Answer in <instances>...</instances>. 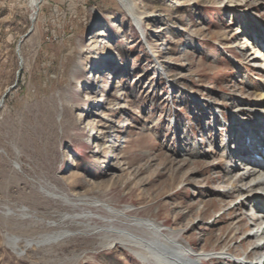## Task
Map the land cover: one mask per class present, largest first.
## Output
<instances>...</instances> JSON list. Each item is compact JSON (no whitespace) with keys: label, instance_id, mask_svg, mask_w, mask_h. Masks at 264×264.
Segmentation results:
<instances>
[{"label":"rangeland","instance_id":"1","mask_svg":"<svg viewBox=\"0 0 264 264\" xmlns=\"http://www.w3.org/2000/svg\"><path fill=\"white\" fill-rule=\"evenodd\" d=\"M131 7L142 31L118 0H43L35 23L29 0H0V101L7 94L0 264H142L114 236L104 248L102 236L76 226L44 231L18 221L25 207L34 224L81 212L107 216L91 206L45 210L31 203L43 190L129 207V216L175 230L196 252L232 246L244 258L254 243L239 244L255 212L235 207L244 194L226 197L230 154L221 146L223 124L233 123L238 107L252 122L250 109L264 105V0H131ZM237 126L238 148L248 137ZM240 156H232L233 175L247 169ZM63 230L80 234L51 257L26 248Z\"/></svg>","mask_w":264,"mask_h":264},{"label":"bare ground","instance_id":"2","mask_svg":"<svg viewBox=\"0 0 264 264\" xmlns=\"http://www.w3.org/2000/svg\"><path fill=\"white\" fill-rule=\"evenodd\" d=\"M29 1L30 7L32 9L31 21L35 23V19L38 16L40 5L42 4L43 0ZM118 1H120L122 6L125 7L129 15L142 31V25L131 7V0ZM101 34V32L96 34V37L101 36ZM96 41L97 39L93 40L91 45L95 44ZM251 55L254 56V53H251L250 56ZM107 103L109 102L107 101ZM2 107L3 102L0 105V108ZM239 108L240 107L236 109V116L233 123L223 124L226 143L222 144L221 148L224 150L225 155L230 154L224 169V172L228 177L226 180L228 183V188H231L230 191H225L227 194L226 197H230L232 194H244L243 197L239 198L240 201L237 202L235 207L238 208L241 205H245L246 211L252 210L255 212V217L252 219L254 224L250 225L252 226V229H250L247 235L242 238V240L240 239L241 241L239 242V244L245 246V241H254V243L250 244V250H247L244 253V258L234 257L232 253L234 247L232 246L225 247L220 253L209 254L205 253L204 251L196 252L193 249L186 247L183 243H180L176 239V236H179L180 234H178L175 230H165L164 226L149 219H140L129 216L128 214L131 212L129 207H126L123 210H115L111 206L102 203L100 204L98 201H89L87 198L77 197L76 199H70L62 194H58L57 191L55 192L54 190L52 192L50 190L39 191L38 198L35 197L36 199L34 198L31 203L36 202L35 204L38 207H42L45 210L60 206L77 210L81 207L91 206L100 208V210H103L107 216H102L93 212H81L79 214H66L55 221H46L44 223L38 221V224H34V215L29 214V210L25 207L21 210V214L19 213L20 215L18 216V221L21 223L25 221L30 222L33 227H35V229L44 231L59 230L62 227L76 226L79 227L83 233L89 235H98L100 237L102 236L101 239L104 242L101 244L104 248L110 247L113 243L109 238L115 237L114 240L117 241L116 243L127 249L142 264H205L213 257H216L218 260L222 261H231L234 264H264V215H262L264 214V105L258 109L255 107L250 109V113L254 115L252 122H247L243 119L241 115L245 114V110L243 108L242 109L244 111L239 110ZM235 123L236 125H239L237 127H242L240 132L244 134V136L246 135L248 137L246 139L243 138V145L241 146L240 144L238 148L234 145V137L238 139L239 133L237 130H233V128H231L235 126ZM253 124L258 125V130L250 135V126ZM229 132L234 133H232V137L228 135ZM255 137H259L257 139L259 140V143L257 145L250 144V146L246 147V140L249 139L250 141H253ZM237 142L238 140L236 143ZM252 152H255L253 156ZM234 154L241 155L238 159L239 165L243 166L245 163H247L246 171L236 173V175H233V173L235 171L237 172L239 169H237L238 164H236V166L234 164L236 162V160L232 158ZM255 157H261L262 160H257ZM23 186L26 187L31 185L26 182ZM235 207H230L227 211L231 212L235 209ZM260 211H263V213H260L261 215L257 213ZM221 215L224 216L225 213H221L220 216ZM241 215H243L244 218L247 217L246 212L243 214L241 213ZM55 217L57 218L58 216H54L53 219ZM14 219L17 221L16 218ZM243 220L245 219L239 220L238 223H241ZM96 223L102 225L98 226ZM235 231L236 234L240 232L238 228ZM78 234H80V232L63 230L61 232L42 237L40 240H31L30 242H27L26 248L30 247L31 245H36V247H39L41 251L46 252V255L44 254L46 257H51L52 255L56 254L55 252L57 250L55 249L59 250L62 248L65 243L64 241L71 239ZM11 247L13 250L17 249L15 241L11 243ZM252 255H255V258L251 259Z\"/></svg>","mask_w":264,"mask_h":264},{"label":"water","instance_id":"3","mask_svg":"<svg viewBox=\"0 0 264 264\" xmlns=\"http://www.w3.org/2000/svg\"><path fill=\"white\" fill-rule=\"evenodd\" d=\"M6 96H7V94L4 95L3 99L0 101V105H1L2 102L4 103V100H5Z\"/></svg>","mask_w":264,"mask_h":264},{"label":"built area","instance_id":"4","mask_svg":"<svg viewBox=\"0 0 264 264\" xmlns=\"http://www.w3.org/2000/svg\"><path fill=\"white\" fill-rule=\"evenodd\" d=\"M7 1H17V0H7ZM32 14V13H31ZM31 17V16H30ZM32 22V21H31Z\"/></svg>","mask_w":264,"mask_h":264}]
</instances>
